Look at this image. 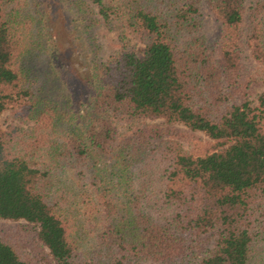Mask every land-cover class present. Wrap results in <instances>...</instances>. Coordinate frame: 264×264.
<instances>
[{
    "label": "trees",
    "instance_id": "1",
    "mask_svg": "<svg viewBox=\"0 0 264 264\" xmlns=\"http://www.w3.org/2000/svg\"><path fill=\"white\" fill-rule=\"evenodd\" d=\"M61 1L123 35L46 99L50 0H0V264H264V0Z\"/></svg>",
    "mask_w": 264,
    "mask_h": 264
},
{
    "label": "rangeland",
    "instance_id": "2",
    "mask_svg": "<svg viewBox=\"0 0 264 264\" xmlns=\"http://www.w3.org/2000/svg\"><path fill=\"white\" fill-rule=\"evenodd\" d=\"M64 3L61 0H50L48 5L44 3L49 8L45 37L50 45L53 39L56 48L51 49L52 52L36 55L30 61L34 90L43 92L46 99L58 101H62L63 94L68 91H72L75 97L80 94L85 96L88 63L95 56L94 52L97 50L99 55H108L120 45V36L123 35L122 28L115 22L96 24L86 32L84 25L80 26L78 21L71 20L72 14L68 16L70 12ZM204 19L205 31L208 38L213 40L219 32V25L206 9ZM52 57H55L54 66L50 63ZM257 90L264 91V83ZM19 122L9 108L0 114V127ZM183 145L189 147L190 144L184 141Z\"/></svg>",
    "mask_w": 264,
    "mask_h": 264
}]
</instances>
